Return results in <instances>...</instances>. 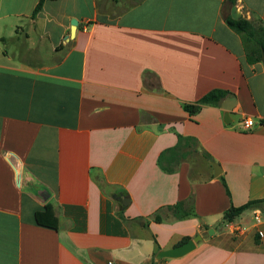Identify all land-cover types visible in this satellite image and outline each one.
Returning a JSON list of instances; mask_svg holds the SVG:
<instances>
[{"label": "crops", "instance_id": "obj_1", "mask_svg": "<svg viewBox=\"0 0 264 264\" xmlns=\"http://www.w3.org/2000/svg\"><path fill=\"white\" fill-rule=\"evenodd\" d=\"M38 1L0 0V264H264L261 204L222 221L264 202V66L226 24L264 0Z\"/></svg>", "mask_w": 264, "mask_h": 264}, {"label": "trees", "instance_id": "obj_2", "mask_svg": "<svg viewBox=\"0 0 264 264\" xmlns=\"http://www.w3.org/2000/svg\"><path fill=\"white\" fill-rule=\"evenodd\" d=\"M44 0H39L35 6L31 18H34L36 14L41 10ZM226 24L241 36L242 43L247 52V58L249 64L258 63L261 60L262 52H264V25L254 24L253 22L247 21L245 19H239L234 21L231 17L226 18ZM227 92L221 90H212L205 94L201 99L193 104L183 105V109L187 111L190 115H194L201 109L202 106H217L220 101L227 96ZM223 185L226 189V185L222 180ZM227 195L228 191L226 189ZM192 198L187 202H178L173 206L167 208L171 211L173 216L177 220H182L184 218L196 217L193 208L191 206ZM261 204L260 200L248 201L246 204L239 207H229L223 214L222 221L225 223H232L237 217H239L243 212L247 211L252 207L259 206ZM35 220L37 225L57 230L58 219L54 214L51 205H45L42 211H38L35 214ZM155 221L160 222L159 216H155ZM189 238H184L181 244L187 242ZM153 264H158L155 262Z\"/></svg>", "mask_w": 264, "mask_h": 264}, {"label": "water", "instance_id": "obj_3", "mask_svg": "<svg viewBox=\"0 0 264 264\" xmlns=\"http://www.w3.org/2000/svg\"><path fill=\"white\" fill-rule=\"evenodd\" d=\"M230 17L234 21H237L240 19V13L236 10V7L231 8ZM70 24L74 28V30L78 27V22L74 19L71 21ZM72 35H73V29L70 31L68 38H70V36L72 37ZM261 64H262V66H264V52H262ZM225 110L229 111L230 108L226 107ZM212 167L214 169V176H218L219 170L217 169V166L213 165ZM261 207L264 208V202L261 203ZM211 234H213V230L210 229V230H208L207 234L197 235L194 238L188 240L187 242H184V243H182V244H180L174 248L159 251V253L156 256V260L159 261L162 259L180 258V257L188 254L192 250H194V248L198 242H200L203 238L207 237V235H211Z\"/></svg>", "mask_w": 264, "mask_h": 264}, {"label": "built area", "instance_id": "obj_4", "mask_svg": "<svg viewBox=\"0 0 264 264\" xmlns=\"http://www.w3.org/2000/svg\"><path fill=\"white\" fill-rule=\"evenodd\" d=\"M252 126H253V122H252L251 119H249V120L245 119L243 121V123H242V129L245 130V131L250 130L252 128ZM254 218H255L256 222H259V217L258 216H255ZM232 230L234 232L240 231L239 227H233V226H232Z\"/></svg>", "mask_w": 264, "mask_h": 264}]
</instances>
